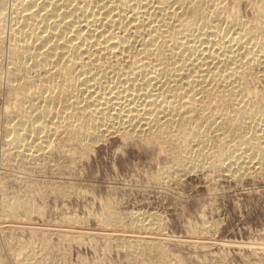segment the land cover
I'll list each match as a JSON object with an SVG mask.
<instances>
[{"label":"bare ground","instance_id":"6f19581e","mask_svg":"<svg viewBox=\"0 0 264 264\" xmlns=\"http://www.w3.org/2000/svg\"><path fill=\"white\" fill-rule=\"evenodd\" d=\"M250 1L257 11L258 23L254 31V27L247 28L250 23L246 26L242 22L237 9L229 10L231 13L227 15L224 0H16V14L12 25L9 23L8 26L7 51L10 50L11 68L5 78L8 79V94L17 96L16 101H11L17 103L18 113H13L15 122L13 117L10 118L11 114L5 118L2 128L5 144L16 148L17 154L30 152L32 147V151L46 152V148L52 146L51 137L62 130L65 138L71 140L66 143L75 140L80 147L87 146L90 150L105 134L122 133L127 139L130 136L143 139L140 137L149 135L156 141L162 139L164 143L175 144L178 164H191L186 172L192 169L205 171L207 167L230 170L233 164L239 169L248 165L245 170L256 166L263 168L264 113L260 103L250 104L245 96L249 93L248 81L253 78L254 66H264V0ZM6 7L7 0H0V52L2 34L6 30ZM133 49L137 54L133 53L132 67L128 71L118 66L103 67L100 63L95 68L82 65L83 58L97 52L116 56ZM78 65L81 67L77 70ZM17 79L21 81L13 83ZM213 91L228 93L226 99L233 102L234 112L239 113L241 122L237 124L239 119L236 117V128L232 122L236 145L230 144L236 151L230 149L231 153L221 147L217 158L209 165L205 163L203 151L208 134L205 129L200 130V120L189 114L197 110L202 118L207 106L195 108V97L203 100ZM236 92L244 96H236ZM253 92L254 95L255 90ZM37 97L46 104L42 102L40 106L38 101L31 102ZM214 125L213 130L224 126L217 124L214 128ZM170 130L176 134H168ZM32 151L27 153L28 156L36 155ZM227 154L233 159L229 165L223 160ZM181 166L182 169L184 166ZM1 201L2 215L15 216L18 205L25 207L22 208L24 211L32 212L30 205L26 207L27 201H18L14 205L13 201L8 205ZM139 216L133 215L138 223L134 224L147 230V234L148 230L160 229L156 216ZM119 218L113 214L105 219L114 224L122 221ZM142 218L147 223L141 221ZM146 237L122 240V246L131 254L142 255L154 249L157 254L165 255V246L159 239Z\"/></svg>","mask_w":264,"mask_h":264},{"label":"rangeland","instance_id":"374dc122","mask_svg":"<svg viewBox=\"0 0 264 264\" xmlns=\"http://www.w3.org/2000/svg\"><path fill=\"white\" fill-rule=\"evenodd\" d=\"M247 1L239 0L236 3L235 0H224L223 5L225 4L227 15L231 13L229 10L237 9L242 22L245 25L250 23L247 28L254 27V31L258 23L256 6L253 8L254 4H250V0L247 4ZM15 5L16 0H7V31L5 30V35L2 34L3 48L0 52V198L7 205L12 201L13 205L18 201H27L25 206L30 205L32 212L30 214L26 209L24 211L22 208L25 207L20 208L17 204L15 216L0 213V264H20V260L21 264H264L262 166L258 165L259 169L257 166L253 167L251 171L245 170L246 166L248 168L246 164L240 169L233 164L232 171L207 167L205 171L192 169L191 172H186L191 164H182H187L185 168L178 164V147L175 144L164 143L162 139L156 141L157 139L154 140L149 135L140 137L144 140L138 139L139 136H130L132 138L127 139L120 132L105 134L89 150L87 146L80 147L75 140L70 143L71 140L65 138L66 134L59 130L62 133L55 132L50 139L52 146L46 148V152L32 151L33 147L30 149L35 156H28V150L24 154L19 153V157L16 148L5 144L6 137L2 131L5 118L11 114L10 118L13 117L15 122L13 113H18L15 103L17 96L15 93L8 94V79L5 78L11 68L7 40L9 23L12 25L16 14ZM130 52L116 56L97 52L89 58H83L86 61L82 65L88 64L89 68L98 67L100 64L103 67L118 66L123 71H128L132 67V55L137 54V50ZM79 67L81 66H76V69ZM253 71L252 82L248 81V97L245 98L250 100V104L260 103V110L264 113V66H254ZM20 81L21 79H17L13 83L18 84ZM221 93L213 91L203 100L195 97V108L207 106L202 112L204 116L200 118L197 110L189 114L200 120V130L205 129L208 134L207 136L202 132L208 137L204 142L208 146L203 144V151L204 154H209H205L204 159L209 165L215 161L221 147L229 149V152L230 149L232 152L236 151L231 146L236 145L233 126L236 128V122H241L239 113L234 112L233 102L226 99L228 93ZM235 95L244 96L239 92ZM207 97L209 101L206 102ZM212 97L215 99L212 100ZM40 98L30 100L33 103L38 101L40 106L46 104L40 102ZM11 99L15 100L13 106ZM8 101L10 103L6 105ZM213 101L216 103H209ZM6 109L11 112L5 111ZM207 120L210 121L209 124L206 123ZM217 124L224 126L218 130ZM213 125L215 130L212 129ZM168 134L175 135L176 132L170 130ZM223 138L225 141L222 142ZM68 141L70 142L66 143ZM223 160L229 165L233 159L227 154ZM232 172L235 174L232 175ZM113 214L119 215L122 221L114 224L106 222L105 218ZM135 214L136 217L150 215L159 219L160 229L148 230V234L152 240L159 239L163 243L165 255L157 254L153 249L147 255L134 252L135 256L122 246V240L149 237L147 230L136 226L138 223L134 221ZM141 221L145 222L146 219ZM68 233L70 235L67 237ZM154 252L156 253L153 254Z\"/></svg>","mask_w":264,"mask_h":264}]
</instances>
